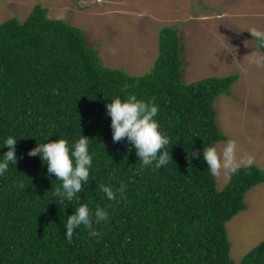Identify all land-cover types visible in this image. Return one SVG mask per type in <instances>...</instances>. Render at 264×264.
Returning a JSON list of instances; mask_svg holds the SVG:
<instances>
[{"label": "trees", "instance_id": "1", "mask_svg": "<svg viewBox=\"0 0 264 264\" xmlns=\"http://www.w3.org/2000/svg\"><path fill=\"white\" fill-rule=\"evenodd\" d=\"M48 13L36 6L24 21L15 16L0 24V145L15 136L18 157L0 177V264H237L227 222L247 208L246 194L264 182V171L243 167L219 190L202 149L228 139L215 101L231 94L238 73L184 82L179 29L165 26L154 66L131 74L104 65L80 27ZM129 94L158 105L170 137L166 167L140 171L127 138L113 141L106 104ZM81 134L96 155L78 195L110 215L96 226L98 238L81 227L69 241L64 222L76 202L59 203L52 191L60 182L39 154L28 152L46 137L71 142ZM101 183L126 184V198L109 201ZM239 264H264V240Z\"/></svg>", "mask_w": 264, "mask_h": 264}, {"label": "rangeland", "instance_id": "2", "mask_svg": "<svg viewBox=\"0 0 264 264\" xmlns=\"http://www.w3.org/2000/svg\"><path fill=\"white\" fill-rule=\"evenodd\" d=\"M36 6L80 27L104 65L135 75L154 66L160 29H179L184 82L238 73L231 94L215 101L218 122L237 142L238 155L253 154L264 169V65L252 61L264 51L247 30L264 29V0H0V24L15 16L24 21ZM216 178L222 190L231 175ZM245 202L247 208L227 222L237 264L264 240V182L247 192Z\"/></svg>", "mask_w": 264, "mask_h": 264}, {"label": "clouds", "instance_id": "3", "mask_svg": "<svg viewBox=\"0 0 264 264\" xmlns=\"http://www.w3.org/2000/svg\"><path fill=\"white\" fill-rule=\"evenodd\" d=\"M247 30L256 47L264 49V29L252 27ZM252 61L257 66L264 65V55L258 54ZM158 113L159 107L154 100H144L138 98L136 94H129L123 98L117 95L111 97V101L106 104V114L111 117L113 141L118 142L127 138L131 147L136 150L140 171L145 168L159 170L170 163L168 151L170 137L161 127L157 119ZM45 139L47 142H37V145L29 150L28 155L39 154L42 162L47 165L48 174H54L56 180L60 182L52 191V195L58 198L60 204L65 201L72 204L76 202L74 213L67 216L64 222L67 229L64 234L66 239L71 241L74 231L81 227L87 230L89 238H98L101 233L96 226L109 221V211L99 204L94 209L90 208L89 203L81 202L78 195L89 183L93 157L96 155L95 152L89 151V138L81 134L78 139L71 142L65 137L57 140H49V137ZM16 142L17 138L9 135L0 145L9 146L8 150L0 155V177L9 171L10 165L17 164ZM202 153L207 169L213 177L221 174L234 175L243 167H259L253 154L238 155L237 142L232 138H228L222 147L217 144L203 146ZM190 155L196 157L199 151H191ZM16 184L20 189L25 187L23 180L18 179ZM98 187L109 201L119 203L126 198L127 186L124 183H120L119 186L101 183Z\"/></svg>", "mask_w": 264, "mask_h": 264}]
</instances>
